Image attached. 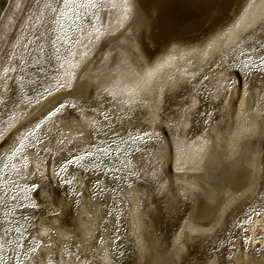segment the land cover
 I'll use <instances>...</instances> for the list:
<instances>
[{
    "label": "rangeland",
    "instance_id": "374dc122",
    "mask_svg": "<svg viewBox=\"0 0 264 264\" xmlns=\"http://www.w3.org/2000/svg\"><path fill=\"white\" fill-rule=\"evenodd\" d=\"M128 1L99 0L100 7L81 10V19L75 21L71 12L59 20L53 0H27L24 5L0 60V139L7 138L0 148V171L11 182L0 187L16 196L0 200V261L17 264L19 253L24 264H41L50 248L52 262L57 264L79 246L88 255L82 258L83 264H101L108 246L113 264H148L153 249V254L162 255L161 261L168 259L163 261L167 264L264 263V65L258 59L264 55V19L163 92L133 94L128 83L146 64L145 57L136 55L134 69L128 70L134 37L139 34V44L150 57L173 37L186 44L204 37L219 18L240 16L249 0L213 1L207 17L198 16L199 26L191 27L192 34L186 31L189 23L172 30L163 22L168 15L198 4L197 0H137L140 33L133 28V12L120 24ZM97 26V38L84 45ZM162 28L171 32L164 42L157 40ZM57 81L66 87L72 82L79 92L100 103V107L91 105L94 112L79 117V124L71 129L77 134L69 139L64 122L45 114L52 95L59 97L63 90L43 94V88ZM37 122L41 129L34 130ZM18 133L13 146L22 141V147L12 156L10 142ZM143 133L147 137L141 138ZM37 136L42 144L35 146ZM89 141L95 147H89ZM213 142L223 160L216 165L206 162V148ZM177 150L181 156L176 163ZM71 155L82 156L80 164L89 169L84 173L73 162L60 173L66 181L75 177L83 185L79 190L84 195L79 198L77 183L66 191L55 175L59 164ZM232 162L236 164L229 170ZM219 164L226 165L221 172ZM205 165L207 175L202 173ZM113 166L116 172L105 173V168ZM30 182L46 185L50 199L45 202L33 196ZM209 194L217 197L210 209L205 207ZM133 198L139 201L146 223L141 246L131 230ZM36 202L41 204L38 210L20 206ZM229 203L234 210L227 209L219 225L220 212ZM86 207L97 227L90 248L78 242L85 219L81 212ZM58 216L67 226L66 236L56 239L55 234L39 232L58 219L60 223ZM190 222L215 228L210 237L201 239L197 233L190 234Z\"/></svg>",
    "mask_w": 264,
    "mask_h": 264
},
{
    "label": "bare ground",
    "instance_id": "6f19581e",
    "mask_svg": "<svg viewBox=\"0 0 264 264\" xmlns=\"http://www.w3.org/2000/svg\"><path fill=\"white\" fill-rule=\"evenodd\" d=\"M144 1L149 2V3L152 1L155 2V0H144ZM191 1H193V0H191ZM194 1H196V0H194ZM194 1L192 3H194ZM213 1L216 2L215 0H197L198 4H194L192 6H189L187 9H182L181 11H178L176 14L172 13L173 15L170 14L172 11L170 10L171 11L170 12L168 10L170 15H168L167 17L164 16V17H166L165 20L163 19L164 20V22H163L164 26L162 24H161V26L168 27V28L172 29V28H174V26L176 27L177 25H180V23H182V22H185L187 24L189 23L190 26L188 28L186 27V29H187L186 31L188 33L189 32L188 30H190L191 27L199 26V24L197 23L198 22V16H202V19H204V17H207L205 15V13L207 14V9H209L213 6ZM128 2H129L128 8H127L126 12L123 14V16L121 17L120 24L124 23V21L126 19L125 17H127V14L129 12H133V13H135L134 17H136V18L134 19L132 25H133V28L137 31V33H140L139 32L141 30L140 26L142 24H140V17H138L137 12H136V5L138 2H137V0H129ZM162 2H164V1H162ZM216 3H218V1ZM166 12H167V9H166ZM167 14L168 13H166V15ZM231 14H233V13H231ZM208 17H209V15H208ZM221 19H224V18H221ZM261 19H264V0H249V2L245 5L244 10H242V12L240 13V16H234V18H228V19H224V20H220V18H219L218 19L219 22H217L218 24L217 25L214 24L215 26L210 31L208 30L209 32L207 34H205L204 37H202L200 39L196 38L195 40H197V41L193 40L192 43H189L187 41L189 44L181 42L180 40H178L179 38L176 39V37H173L170 40H167L171 37V35H170L171 32L168 33V31L170 29L165 28L163 31V28H162L163 33H161L157 36V40L163 41V42H164V40H167V41H165V43L161 46V48L158 50L157 53H155L154 55H152L150 57H148L143 52V49L141 48V46L139 44V34H138V36L134 37L131 40V50L129 51V54L127 57L128 70L132 72V70L134 69V66L136 64L134 62V58L136 55H140L141 57H145L146 58V62H145L146 64H145L144 70L142 72H138L135 74L133 73L134 75L132 77V80L128 83V92L133 93V94H145V93H151L155 89H157L159 93L163 92L167 86L174 85L177 81H179L180 79H183V77L185 75H187L188 73H190L192 71L191 70L192 68L200 66L201 64H203L205 62V60L207 58L212 57L214 54H216L221 47H223L225 49L226 47H224V46L230 44L236 38H238L241 34H243L245 31H247V28L249 29V26L259 24V21ZM183 24H181L182 28L184 27ZM184 25H186V24H184ZM177 27L179 28V26H177ZM193 29L194 28H192V30ZM192 30H190V32ZM191 34H192V32H191ZM98 35H99V26H97V28L93 32L92 36H90V37L86 36V39L84 41V45L92 42V40L97 38ZM187 39H189V38H187ZM124 76H125V74H122L120 76V78L122 79ZM85 77H86V75H85ZM88 79H89L88 76H87V78H84L85 83L89 82ZM212 132H215V131L213 130ZM64 133H65V136L69 139V138H72L73 136H75L77 134V131L69 130V131H65ZM18 137H19V133L16 134L12 138V140L10 142V143H12L11 144L12 146L14 143H16V141H18ZM175 154H176L175 162L177 163L181 154H180L179 150L175 151ZM221 157L219 156L218 152L216 151L215 143L214 142L210 143L206 148V162H209L212 160L213 164L216 165L217 163L223 162ZM221 160H222V162H221ZM236 162H237V160H236ZM234 163L235 162H232L229 164V166H227V167H229V170H230V168L231 169L233 168ZM210 165H212V163ZM222 166H226V165L223 164ZM222 166H221V164H219L217 166L218 169L220 168V170H219L220 172H221V170H223L221 168ZM206 167L207 166L205 165V168ZM210 169H211V167H210ZM208 172H209V170H208V168H206L204 170V172H202V173H204V175H207V174H209ZM235 172H236V170H235ZM176 173H177V171H176ZM225 173H227V172H225ZM227 176H229V175H227ZM213 177H215V176H213ZM226 180H228V179H226ZM228 183H224V184H228ZM206 199H207V201L205 202L206 203L205 207L207 206L210 209V207L215 204L217 197H215L214 194H209V196H207ZM132 201H133V207H132V210L130 212V216H131L130 217V224H131V230H132V232H134L136 243L139 246L140 244L144 243L143 242L144 239L146 240V237H145L146 231L144 228L146 223L144 224L142 212L139 209L140 208L139 201H137L135 198H133ZM229 204H230V207H227V208L225 207V208H223L224 210L221 208L223 211L220 212V216H219L220 218H218L219 221L217 223L219 225H221V223H223V221H224V218L226 215V213H225L226 210L227 209H230L231 211L234 210V208H232V206H231L233 203H229ZM229 204H228V206H229ZM86 208L83 209L82 212L80 211L81 215H83V217L85 219H84V221H82V223H80L78 221L80 223V226L79 225L78 226L81 227V229H82L81 234L78 232L80 234V235H78L79 236L78 242L81 243L83 246L88 247L92 243V241L96 235L95 232L97 230V227H96V224H94V217H92V214L88 210V207H86ZM205 212H207V211H205ZM214 220H213V222H215ZM189 224L190 225L188 226V230H189L190 234L193 235V234L197 233V235L201 239H206V238L210 237V235L212 234V230H213L212 228L215 226V225L213 226L211 224L212 226L209 225L210 226L209 227L207 225L208 227L207 226L205 227L203 225L200 226V224L198 225L195 222H192V223L190 222ZM78 226H77V228H78ZM63 229L64 228H61L60 223H59V219H58L56 223H54L50 226L42 227L40 229L41 231H39V232L44 233V234H49L51 236L55 234L56 239H57V238H62L64 236H66V233L64 232L65 230H63ZM78 231H80V228L78 229ZM51 233H53V234H51ZM88 248H90V247H88ZM105 248L106 249H105L103 255L101 256V258H102L101 264H113L112 263L111 249L108 248V246H106ZM154 250L155 249H153V251ZM153 251L151 250L149 252L151 254L149 255V260H147L149 262L148 264H167L168 263V261L165 263L163 262V261L168 260V259L163 258V260L161 261L162 257L160 258V256H162V255H157V253H155V252L153 254ZM51 255H52L51 249L47 248L45 257L41 261V264H53L52 259H51ZM166 256L167 255H164V257H166ZM166 258H168V256ZM214 262H215V260H214ZM57 264H59V263H57ZM262 264H264V263H262Z\"/></svg>",
    "mask_w": 264,
    "mask_h": 264
},
{
    "label": "snow or ice",
    "instance_id": "6c2138e0",
    "mask_svg": "<svg viewBox=\"0 0 264 264\" xmlns=\"http://www.w3.org/2000/svg\"><path fill=\"white\" fill-rule=\"evenodd\" d=\"M53 3H55V7L58 10L57 16L59 17V20L65 19V13L71 12L72 13V19L73 21L81 19V10L87 9V8H98L100 7L99 0H53ZM48 7H52L51 4L48 5ZM85 17L88 18L89 22H91V17L87 16V13L84 14ZM59 20L57 23H59ZM151 20V17H149V22ZM258 59L260 60V64L264 65V55L258 56ZM242 67H247L246 64H242ZM8 79H12L11 77H7ZM77 77H73V79H76ZM230 83V81H229ZM7 87V85L5 86ZM60 90H63L60 92ZM50 92H60L59 97L56 95H52L51 99L49 100V104L51 105V108L49 110H46V116L47 117H56L58 120L64 122V126L67 127L69 130H71L73 127L79 124V117L82 115H85L87 112H94L95 109L91 107V105L96 104L97 107H100V103L97 98H93L90 95L85 96L82 92H79L76 87L73 86L72 82L67 83V87L64 83H60L59 81L56 82L54 85H50L49 87L43 88V94H47ZM41 94V95H43ZM101 115L103 116V112H101ZM41 129L40 123H35L34 130ZM80 136H83V133H78ZM112 135L115 136L116 133L113 131ZM147 133H143L141 138L147 137ZM7 142V138L0 139V148H3L5 146V143ZM103 143V141H102ZM42 140L39 136L36 137L35 140V146L41 145ZM89 147H95L94 141L88 142ZM34 146V147H35ZM22 147V141L18 144H15L13 147L9 148V154L12 156H15L16 151L20 150ZM105 147L108 146L105 144ZM111 149H109L110 151ZM139 150V149H138ZM85 155H88L86 150H81ZM103 151V149H101ZM117 152L120 151L119 148L116 149ZM82 159V156L79 155H71V158L65 157L63 159V163L59 164L55 171V175L57 177V182L59 184L65 185V190L67 191L68 188L71 187V185L75 182L78 184V188L75 192V196L77 198L83 197L84 193L81 192L79 189L83 188V185L79 184L78 181H76V178L74 177L72 181H66L65 178L60 175L62 171H64V165L65 164H72L75 162L80 166L82 171L84 173H88L89 169L85 167L84 165L80 164V160ZM117 169L113 166L111 168H105V173L108 172H116ZM11 183L6 179V174L2 171H0V185H7ZM96 183H99V180L97 179ZM29 187L33 193V196H37L42 198L45 202H47L50 199V193L47 191V186L43 183H35L30 182ZM103 191V189H101ZM15 192V189H13V193ZM68 195H72L71 192L68 193ZM92 195H95V193H92ZM4 199H16V196L12 193H8L7 189L5 187H0V200ZM21 207H31L34 210H38L41 207V204L39 202L36 203H30L29 205L21 204ZM253 215H259L258 213H253ZM58 218H60L58 216ZM60 226L61 228L67 229V226L63 224L62 218H60ZM10 230L5 229V235L8 234ZM118 239V237H117ZM51 243V241H50ZM2 247V246H0ZM38 247H40L38 245ZM33 253L36 252V249L31 250ZM45 253L42 250L41 255L43 256ZM20 254L17 253V264H24L23 260L19 259ZM88 259L87 253H82L80 251L79 246H77V250L73 253H71L69 256H61L59 260V264H83V259ZM35 259V257H33ZM0 264H3L2 261H0ZM185 264H191L190 261H185Z\"/></svg>",
    "mask_w": 264,
    "mask_h": 264
},
{
    "label": "water",
    "instance_id": "95a60500",
    "mask_svg": "<svg viewBox=\"0 0 264 264\" xmlns=\"http://www.w3.org/2000/svg\"><path fill=\"white\" fill-rule=\"evenodd\" d=\"M27 0H0V60Z\"/></svg>",
    "mask_w": 264,
    "mask_h": 264
}]
</instances>
